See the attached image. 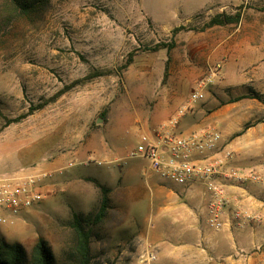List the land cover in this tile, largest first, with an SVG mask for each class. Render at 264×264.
Segmentation results:
<instances>
[{
    "label": "rangeland",
    "instance_id": "rangeland-1",
    "mask_svg": "<svg viewBox=\"0 0 264 264\" xmlns=\"http://www.w3.org/2000/svg\"><path fill=\"white\" fill-rule=\"evenodd\" d=\"M219 13L239 19L209 25ZM170 42L169 51L152 49ZM95 70L103 74L85 79ZM193 90L203 98L178 129L214 126L231 166L264 175V0H0V176L18 167L6 155L53 172L40 203L0 224L6 240L30 252L42 237L54 264H81L73 214L98 206L99 190L84 176L93 175L136 186L140 198L117 205L113 190L101 220L85 222L88 264H183L149 237L163 214L143 189L147 160L127 154ZM67 182L86 196L57 193ZM252 212L236 224L254 227L256 243L215 264H264V214Z\"/></svg>",
    "mask_w": 264,
    "mask_h": 264
},
{
    "label": "built area",
    "instance_id": "built-area-1",
    "mask_svg": "<svg viewBox=\"0 0 264 264\" xmlns=\"http://www.w3.org/2000/svg\"><path fill=\"white\" fill-rule=\"evenodd\" d=\"M202 98V92H190L187 102L176 109L166 124L140 134L137 145L128 151L127 157L146 159L145 171L149 170L163 183L185 188L202 183L203 205L198 213L209 228L219 230L229 222L256 218L252 211L239 205L227 212L231 202L227 188L245 183L264 186V175L231 166L232 151L223 144L222 135L214 126L187 132L178 129L180 119ZM52 174L39 165H31L1 175L0 224H12L20 212L40 203L46 181Z\"/></svg>",
    "mask_w": 264,
    "mask_h": 264
},
{
    "label": "crops",
    "instance_id": "crops-1",
    "mask_svg": "<svg viewBox=\"0 0 264 264\" xmlns=\"http://www.w3.org/2000/svg\"><path fill=\"white\" fill-rule=\"evenodd\" d=\"M5 157H10L8 162L14 163L15 167L18 166L17 168L33 164V160H29L25 156L6 155ZM47 167L49 166H45L46 169ZM127 175V173L124 174L125 177ZM84 176L94 177L99 183L109 187V199V193L115 190V199L119 203L117 205L123 206L126 202L140 198L137 187H132L129 183L121 186L106 185L93 175ZM145 183L143 189L149 194V203L156 206L160 215L163 214L158 225L149 232V237H155L158 240L156 244L162 249H168L180 256L183 264H215L217 260L238 255L244 251L245 246L248 247L256 243L253 239L256 234L254 227L248 225L241 227L236 223L229 222L221 229L213 230L206 225L204 218L198 213L203 205L204 186L202 183L197 182L194 183V187L185 188L176 184L163 183L152 173L149 174ZM61 187L57 193L62 192L73 197L81 194L86 196V190L75 189L69 182L62 184ZM227 192L231 201L228 213L239 205L264 214V188L245 183L240 187L231 185L227 188ZM28 216L32 217L33 215L28 214ZM0 234L5 237L2 232Z\"/></svg>",
    "mask_w": 264,
    "mask_h": 264
},
{
    "label": "trees",
    "instance_id": "trees-1",
    "mask_svg": "<svg viewBox=\"0 0 264 264\" xmlns=\"http://www.w3.org/2000/svg\"><path fill=\"white\" fill-rule=\"evenodd\" d=\"M239 19V14H224L219 13L214 15L209 20V25H226L230 23H235ZM184 26H177L172 31L173 33L179 29H182ZM174 42L170 43H157L152 49L157 50L162 47H166L169 51L173 46ZM103 72L100 70H95L90 72L85 79L96 77L102 75ZM80 80H76L68 87H72L75 83ZM60 91L57 92L53 99L59 95ZM242 96L236 97L240 99ZM44 103L37 104L36 106H29L28 113H31L32 110L40 108ZM24 115H20L13 119H7V122L18 121ZM87 180L91 181L99 190L100 197L98 206L86 214L81 212H75L73 214L72 227L74 229V239H73V250L75 256L79 259L81 264H88L89 261V241H90V230L85 228V222L91 218V222H99L101 218L106 213V208L109 207V198L108 192L110 188L99 183L94 177H86ZM0 264H54V255L51 251V248L47 244L46 240L42 237H39L36 244L31 248L30 252L27 251V248L20 243L19 241L10 242L0 234Z\"/></svg>",
    "mask_w": 264,
    "mask_h": 264
}]
</instances>
